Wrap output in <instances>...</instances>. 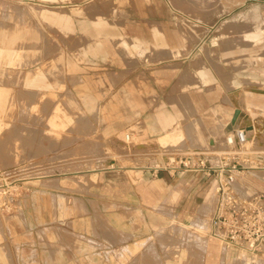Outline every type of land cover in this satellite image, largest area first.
<instances>
[{
	"label": "rangeland",
	"instance_id": "rangeland-1",
	"mask_svg": "<svg viewBox=\"0 0 264 264\" xmlns=\"http://www.w3.org/2000/svg\"><path fill=\"white\" fill-rule=\"evenodd\" d=\"M58 1L0 0V264H40L32 234L39 228L35 215L40 181L74 177L81 184L79 190L85 191L87 178L106 159L130 160L100 154L110 152L100 137L117 131L89 122V109L72 93L71 84L76 83L72 73L86 64V53L78 48L72 27L77 1H85L81 9L89 14L98 9L100 14L105 10L117 15L120 3L128 5L127 36L116 25L99 23L101 30H110L105 40L114 42L124 59L150 62L152 55L159 68L179 64L189 70L191 65L199 74L202 69L210 74L216 71L221 80L208 87L209 108L200 111L191 101L190 124L185 129L175 125L176 134L169 137L168 144L167 139H160L136 149L143 144L137 140L138 134L146 129L133 125L122 131L126 145H115L118 154L136 153L130 155L136 164L164 169L180 167V161L189 157L191 165L186 169L195 178L202 155L220 164L221 152L228 150L224 122L226 111H235L230 98L235 89L243 90L251 124L258 127L251 134L254 142L245 146H264V97L251 93V87H264V0H162L170 6L172 16L156 21L153 35L158 42L147 50L130 37L142 25L140 13L135 11L137 0H64L63 5ZM174 38L180 44L172 43ZM179 46L182 52L176 51ZM180 58L184 59L176 61ZM32 75H39V80L30 79ZM191 77L192 87L199 86L198 79ZM211 182L203 195L191 200L185 224L171 212L139 247L112 248L109 254L104 247H62V264H206L204 247L211 243L222 248V264H249V259L263 264L264 253L239 250L229 252L228 258L222 243L212 238L217 204L215 208L214 202L204 206L217 183L215 177ZM67 241L71 244L70 238Z\"/></svg>",
	"mask_w": 264,
	"mask_h": 264
},
{
	"label": "crops",
	"instance_id": "crops-1",
	"mask_svg": "<svg viewBox=\"0 0 264 264\" xmlns=\"http://www.w3.org/2000/svg\"><path fill=\"white\" fill-rule=\"evenodd\" d=\"M137 1L135 11L140 13L142 25L140 32L130 37L137 39V43L144 45L142 49L147 50L149 45L158 42L153 35L156 21L171 19L172 11L162 0ZM58 3L67 2L60 0ZM84 3L77 1L72 10V27L76 29L78 48L86 53V64L72 73V80L76 83L71 84V90L89 109V122L106 124L109 125L106 130L117 131L116 135L100 137L110 150L100 154L104 157L122 155L130 160L106 159L104 166L87 178L85 191L79 190L81 184L74 177L67 180L54 177L39 182V211L35 215L39 228L32 234L40 264H62V247H104L106 254L112 248L139 247L144 239L153 236L162 220L169 219L171 212H175L185 224L191 200L203 195L214 179L200 171L194 178L184 167L164 169L138 165L130 156L136 153L123 151L118 154L114 147L126 145L122 131L133 125L146 129L144 133L139 132L137 140L143 144L137 145L136 149H145L143 146L149 141L160 139H167L168 144L169 137L176 134L175 125H182L185 129L190 124L191 101L199 110L210 107L208 101L212 98L208 87L221 82L219 74L216 71L210 74L207 69L199 70V74L191 65L187 66L189 70L179 64L159 68L152 55L150 62L124 59L123 54H118L116 44L105 40L110 30L104 27L101 30L99 23L116 25L119 31L123 30L121 35L127 36L128 5L120 3L116 7L117 15L105 10L100 14L98 9L96 14H89L81 9L86 6ZM97 15L102 20H98ZM171 42L180 44L175 38ZM181 49L179 46L176 51L182 52ZM218 69L221 71L222 67L219 65ZM191 74L198 79L199 86L192 87ZM31 77L33 81L39 80V75ZM219 95L223 97V92ZM233 114L226 111L225 128ZM259 188H264V182ZM214 190L215 187L206 197L205 203H208L205 207L212 203ZM195 201L194 204H199ZM35 217L30 216L32 225ZM212 238L219 243L213 234ZM211 244L204 247L207 250L206 264H222V248Z\"/></svg>",
	"mask_w": 264,
	"mask_h": 264
},
{
	"label": "built area",
	"instance_id": "built-area-1",
	"mask_svg": "<svg viewBox=\"0 0 264 264\" xmlns=\"http://www.w3.org/2000/svg\"><path fill=\"white\" fill-rule=\"evenodd\" d=\"M247 141L245 127L233 129L226 133L228 150L221 152V163L202 155L195 169L217 181L213 236L227 253H264V188H259L264 182V150L244 146ZM190 165L189 157L180 161V167Z\"/></svg>",
	"mask_w": 264,
	"mask_h": 264
},
{
	"label": "bare ground",
	"instance_id": "bare-ground-1",
	"mask_svg": "<svg viewBox=\"0 0 264 264\" xmlns=\"http://www.w3.org/2000/svg\"><path fill=\"white\" fill-rule=\"evenodd\" d=\"M251 93L254 96L260 95L261 97H264V87L263 88L251 87ZM230 98H231L232 104L235 108V111H234V114L232 116L230 123L225 128V132L228 133V132L233 131V129H239L241 127H245L247 132H248V141L246 144H252V142H254V141L251 137L252 136L251 134H254V133L256 134L258 132V127L256 124H251V120L249 119L250 115H249L248 110L246 109L247 107L250 108L248 106V100H246L244 98V93H243L242 89H235V91L232 92ZM257 123H260V122L257 120ZM262 129L264 130V126L262 127ZM129 138H130V136H129ZM258 140H259V138L256 139V141H258ZM263 147L264 146H262L261 149H258V150H264ZM217 191H218V184L215 182V190H214V194H213V198H212V202H214V208H215V204H216L217 196H218ZM202 228H204V224L202 225ZM227 256H228V258L230 257V255H228V254H227ZM248 263L254 264L255 262H254V260L249 259ZM262 263L264 264V262H262Z\"/></svg>",
	"mask_w": 264,
	"mask_h": 264
}]
</instances>
